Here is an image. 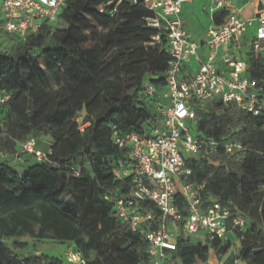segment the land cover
Segmentation results:
<instances>
[{"label":"trees","instance_id":"16d2710c","mask_svg":"<svg viewBox=\"0 0 264 264\" xmlns=\"http://www.w3.org/2000/svg\"><path fill=\"white\" fill-rule=\"evenodd\" d=\"M109 1L67 0L58 21L23 41L19 55L0 51V96L9 95L0 105V154L16 155L31 136H48L54 143L49 162H36L23 173L10 158L0 161V264H40L39 254H18L29 246L20 241L25 237L73 242L83 260L79 264L150 263L148 242L117 218L104 194L130 191L131 178L120 172L126 152L113 143L112 127L143 131L159 120L155 97L144 90L147 83L165 86L169 44L165 36L152 44L158 31L147 25L152 13L143 1H124L114 15L115 4L100 12ZM5 38L0 31V46ZM246 65L264 80L262 55L250 52ZM194 122V134L221 146L212 154L185 155L191 181L205 182L248 224L264 222V118L212 99L196 106ZM228 143L240 147L228 153L223 146ZM143 209L160 215L152 202ZM232 245L238 259L264 264V245L239 230L225 245L180 237L174 259L206 263L210 250L225 252Z\"/></svg>","mask_w":264,"mask_h":264},{"label":"built area","instance_id":"2783aa9c","mask_svg":"<svg viewBox=\"0 0 264 264\" xmlns=\"http://www.w3.org/2000/svg\"><path fill=\"white\" fill-rule=\"evenodd\" d=\"M66 1L2 0L0 31L9 40L26 41L44 27L54 25ZM124 1L138 3L139 0H110L101 4L99 11L104 12L115 4L111 11L114 15ZM141 1L152 13L146 18L147 25L158 31L152 37V44L160 43L165 36L170 57L165 86L158 88L147 83L144 95L161 96L168 103L158 105L159 120L146 124L143 131L125 133L116 126L112 127L113 143L126 152V166L120 172L123 178H131L132 184L128 193L124 194L117 188L107 191L104 199L115 206L118 219L130 225L133 232L148 242L149 264H181L174 259L180 237L191 239L192 235L204 232L207 241L218 240L225 245L230 233L243 231L248 224L245 215H233L229 206L209 194L205 182L191 181L193 168L185 155L212 154L221 146L217 141L193 133L197 105L219 99L252 117L264 118V80L253 77L246 61L238 57L245 41L256 58L261 55L264 58V8L256 17L258 25L255 34L248 39L247 27L252 19L245 18L241 10L228 12L221 24L211 25L207 32L208 58L201 62L193 77L184 79L181 77L183 64L192 58L200 60L199 45L191 38L181 18L183 5L190 0ZM227 2L218 0V5L225 6ZM232 44L236 48L234 59L230 57ZM222 48L224 52L219 54ZM8 98L9 95H1L0 105ZM86 125L81 124L80 129L83 131ZM47 137L43 140L49 145L51 153L54 143ZM37 143L38 138L31 136L21 144V151L16 155H1L10 158V163H21L24 155H30L37 163L49 162L50 153L39 149ZM223 146L228 153L240 147L237 143ZM80 172V168H75L76 175ZM145 202H152L159 210L157 218L152 211L143 209ZM238 261L237 258L232 264H239ZM69 262L79 264L83 260L79 253H72Z\"/></svg>","mask_w":264,"mask_h":264},{"label":"crops","instance_id":"0c3cea01","mask_svg":"<svg viewBox=\"0 0 264 264\" xmlns=\"http://www.w3.org/2000/svg\"><path fill=\"white\" fill-rule=\"evenodd\" d=\"M253 2L254 3V10L252 16L246 17L243 12L242 8L247 4ZM264 8V0H228L225 6H219L218 0H190L183 5V11L181 14V18L184 21L185 25L188 26V32L191 34V38L197 41L198 47V54L200 60H196L192 58L189 62H185L182 67L181 77L190 79L194 76V74L199 69L201 62L206 61L209 55V46H208V36L207 32L211 25L213 24H221L224 17L230 11L241 10L242 15L245 18H251L252 22L247 27V39L255 34V30L257 28L258 22L256 20L257 15L259 12ZM246 42L244 41L242 49L245 48ZM249 48V47H248ZM235 45H231L232 53H235ZM223 48L219 51V54H223ZM251 52V51H250ZM218 66H221V60L218 61ZM1 97V96H0ZM48 140L52 141L51 137H47ZM37 147L45 152L50 153V147L42 138H38ZM1 158H4L0 154ZM28 159L23 164H17L11 161V165L15 167L17 170L19 169H26L35 164L36 161L30 156L27 155ZM5 159V158H4ZM19 167V168H18ZM24 171V172H25ZM211 257L206 263L200 264H210ZM244 262L248 264V262L239 259L238 263L241 264Z\"/></svg>","mask_w":264,"mask_h":264},{"label":"rangeland","instance_id":"374dc122","mask_svg":"<svg viewBox=\"0 0 264 264\" xmlns=\"http://www.w3.org/2000/svg\"><path fill=\"white\" fill-rule=\"evenodd\" d=\"M2 0H0L1 2ZM248 4V5H247ZM246 7H244L243 13L248 14L253 13L254 3H247ZM188 30V26H187ZM191 35V34H190ZM20 40H9L6 36L4 43L0 46V51L6 52L10 55L17 56L21 53V49L23 47V43L19 42ZM250 53V48L245 46L244 49L239 50L238 57L244 61L248 59ZM232 59L236 57L235 53H232L230 56ZM42 62V61H41ZM52 82L53 80L50 79ZM155 104L158 110L159 104H167L168 100L164 97H155ZM192 128H195V122L192 123ZM28 159L27 155L23 156V161L20 164H23ZM4 158L0 157V161H4ZM27 162V161H26ZM19 168V167H18ZM19 172L23 173L25 169H19ZM264 189L261 190L260 193H263ZM208 193L213 195L211 191L208 190ZM243 237H248L252 240H255L257 243L264 245V222L259 221L253 224L250 222L244 229L241 231ZM192 241H202L205 244H208L205 233L200 232L198 234H194L191 236ZM20 241L28 242L29 246L23 250L18 251V254L21 257L30 256L32 254H39L40 260L38 261L40 264H71L69 262V258L72 253H77L78 248L73 242L70 241H56V240H33L28 237L20 239ZM9 242L12 243V240L9 239ZM238 242L235 243L237 245ZM233 245L232 248L228 251L223 252L219 248L210 250L209 256L212 258L210 264H232L235 262L237 246ZM252 260L248 261V264L251 263ZM241 264H245L242 262Z\"/></svg>","mask_w":264,"mask_h":264}]
</instances>
